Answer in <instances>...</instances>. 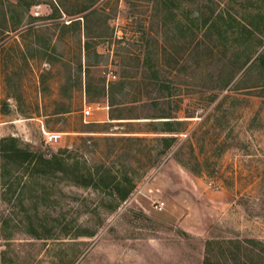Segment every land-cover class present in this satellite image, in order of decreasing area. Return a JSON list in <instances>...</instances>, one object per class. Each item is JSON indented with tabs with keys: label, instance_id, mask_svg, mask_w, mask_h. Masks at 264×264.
<instances>
[{
	"label": "rangeland",
	"instance_id": "1",
	"mask_svg": "<svg viewBox=\"0 0 264 264\" xmlns=\"http://www.w3.org/2000/svg\"><path fill=\"white\" fill-rule=\"evenodd\" d=\"M261 55L264 0H0V138L134 185L0 168V264H264Z\"/></svg>",
	"mask_w": 264,
	"mask_h": 264
},
{
	"label": "trees",
	"instance_id": "2",
	"mask_svg": "<svg viewBox=\"0 0 264 264\" xmlns=\"http://www.w3.org/2000/svg\"><path fill=\"white\" fill-rule=\"evenodd\" d=\"M75 21H80V19H77ZM260 58L261 60L263 59L264 62V56L261 55ZM164 122H166V124H170L171 121L166 120ZM167 130H170V128ZM174 140V137H164L165 148H169ZM0 161H2V163H0V168H2L4 172H9V166L22 168L27 173L30 179L36 178L41 175H44L47 178L54 174H57L58 171L62 170V167L64 168L69 166L74 174L73 180L79 185L98 187L100 180H109V183L107 182L106 184L112 189V192L117 194L119 198L118 203L113 208L118 207L120 205V202L125 201L128 198L134 186L130 181V185L128 187H122V181L118 179V177L114 175L112 170L109 168L105 170L108 174L106 180L104 179V176L100 174L101 172L99 170H97L96 172H93L92 168H88L87 171L80 170L75 161H73L74 163L69 164L67 163L66 158L62 157L59 153L47 155L44 152L37 151L29 144L23 143L16 136H7L0 138ZM75 165L77 167H75ZM95 173L98 174L99 179L96 178ZM35 234L38 235V233ZM208 243L209 245H211L212 241H208ZM243 263L249 264L247 261H244ZM204 264L216 263L213 261L211 256H207L205 258Z\"/></svg>",
	"mask_w": 264,
	"mask_h": 264
},
{
	"label": "built area",
	"instance_id": "3",
	"mask_svg": "<svg viewBox=\"0 0 264 264\" xmlns=\"http://www.w3.org/2000/svg\"><path fill=\"white\" fill-rule=\"evenodd\" d=\"M115 77L116 75L113 74V78ZM92 111H93V106L91 104L87 105L85 109L86 115L91 114ZM45 134H46L45 136L46 141L50 143L58 141L62 137V132H58V131H47L45 132ZM164 204H165L164 201H158L154 204V208L160 211L164 208Z\"/></svg>",
	"mask_w": 264,
	"mask_h": 264
},
{
	"label": "crops",
	"instance_id": "4",
	"mask_svg": "<svg viewBox=\"0 0 264 264\" xmlns=\"http://www.w3.org/2000/svg\"><path fill=\"white\" fill-rule=\"evenodd\" d=\"M104 115V114H103ZM175 166V165H174ZM176 167V166H175Z\"/></svg>",
	"mask_w": 264,
	"mask_h": 264
}]
</instances>
